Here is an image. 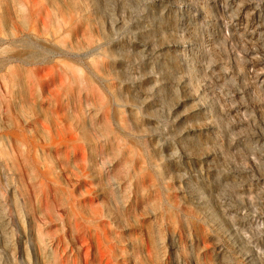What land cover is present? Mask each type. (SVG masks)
Segmentation results:
<instances>
[{
    "label": "rangeland",
    "instance_id": "obj_1",
    "mask_svg": "<svg viewBox=\"0 0 264 264\" xmlns=\"http://www.w3.org/2000/svg\"><path fill=\"white\" fill-rule=\"evenodd\" d=\"M0 264H264V0H0Z\"/></svg>",
    "mask_w": 264,
    "mask_h": 264
}]
</instances>
